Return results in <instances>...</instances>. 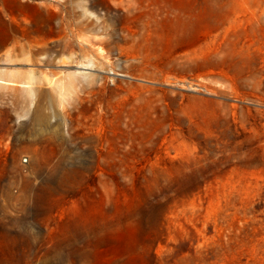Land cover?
Masks as SVG:
<instances>
[{"label":"rangeland","instance_id":"rangeland-1","mask_svg":"<svg viewBox=\"0 0 264 264\" xmlns=\"http://www.w3.org/2000/svg\"><path fill=\"white\" fill-rule=\"evenodd\" d=\"M0 264H264V0H0Z\"/></svg>","mask_w":264,"mask_h":264},{"label":"bare ground","instance_id":"bare-ground-1","mask_svg":"<svg viewBox=\"0 0 264 264\" xmlns=\"http://www.w3.org/2000/svg\"><path fill=\"white\" fill-rule=\"evenodd\" d=\"M84 73H86V72H80V74H78V75H83V76H87L86 74H84ZM90 74H93L92 72H90ZM77 77V76H76Z\"/></svg>","mask_w":264,"mask_h":264}]
</instances>
